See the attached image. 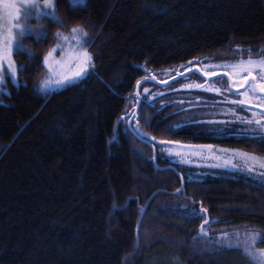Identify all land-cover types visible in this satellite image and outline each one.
I'll return each instance as SVG.
<instances>
[{
  "label": "trees",
  "instance_id": "1",
  "mask_svg": "<svg viewBox=\"0 0 264 264\" xmlns=\"http://www.w3.org/2000/svg\"><path fill=\"white\" fill-rule=\"evenodd\" d=\"M55 2L61 22L37 20L46 37L23 38L17 82L0 89V264H252L200 236L201 217L181 206L205 207L216 226L264 234V182L226 171L189 180L158 145L218 143L264 155L261 136L174 127L172 104L141 102L131 124L123 116L151 70L262 55L264 0ZM74 26L87 33L94 68L42 90L44 58L57 32Z\"/></svg>",
  "mask_w": 264,
  "mask_h": 264
},
{
  "label": "rangeland",
  "instance_id": "2",
  "mask_svg": "<svg viewBox=\"0 0 264 264\" xmlns=\"http://www.w3.org/2000/svg\"><path fill=\"white\" fill-rule=\"evenodd\" d=\"M10 3L20 6L21 0H3L0 3V30H2L0 34L6 36L8 29L13 24L31 26L30 32L23 36L18 31H13V42L22 43L25 36L35 31L39 33L42 26L37 23V20L40 18H36L33 12L31 18H20L13 21L10 15L13 10L8 7ZM39 3L43 4L44 0H39ZM22 16L23 9H21ZM62 34L68 36V40L59 38V41L46 55L48 62L47 64L44 63L47 68V76L44 80L51 79L53 83L45 90L61 87L62 85H56L55 81L77 71L79 64L77 56L82 51L87 50L84 46L85 37L81 38V44H77L71 31ZM16 51L15 48L12 49L11 59L17 66L14 57ZM249 57L261 59L264 58V53L257 57L249 55L245 58L240 54L229 60H214L210 56H199L179 66L151 70L144 79L140 80L139 85H135V89L129 98L130 107L123 118L128 124L136 120L133 115L136 114L135 112L141 102L159 103L161 107L172 104L175 111L180 114L174 122V127L194 123L202 124L208 131H213L222 137L228 135L260 136L254 135V132L264 134V129L256 124L257 120L264 123V116H262L264 99H258V96L264 97V93H259L258 89V96L247 92V85L243 81V76L247 73L230 77L229 74L232 70L229 67H205L206 65H231L238 63L241 59L247 60ZM91 70L92 68H89L87 74ZM0 72L5 73L4 84H6L7 79L17 82L18 66L15 79L8 74L10 70L7 66V60L0 62ZM205 72L211 73V75H205ZM253 75H258V73L254 72ZM81 78L72 79L68 83ZM248 79L251 80V77ZM233 83H236L237 87H233ZM4 84L0 85V89L3 88ZM197 84L204 85V87H196ZM187 85H192V87H187ZM217 88L220 91L211 90ZM144 89H148V91L145 92ZM137 92H139V96L136 95ZM241 101L246 102L241 103ZM137 104H139L138 107ZM158 150L159 154L169 162L181 166L189 180H201L206 175L216 174L219 171L248 176L259 181H261L260 177L264 176V167H261V164L264 163V155L237 147L204 142H160ZM240 153L253 154L259 159L254 161L241 156ZM169 165L173 166V164ZM192 208L206 209L201 205ZM198 215L201 217L198 230L200 236L220 248H235L252 264H260L258 255L253 257L245 253L246 247H251L253 250L264 249L258 246V242L252 245L248 235L252 231L261 233L259 230L248 227L216 226L217 219L212 218L208 210L206 213ZM204 221H208V223L204 224ZM202 225L205 227L206 235L200 232ZM221 233H227V238L222 237Z\"/></svg>",
  "mask_w": 264,
  "mask_h": 264
},
{
  "label": "snow or ice",
  "instance_id": "3",
  "mask_svg": "<svg viewBox=\"0 0 264 264\" xmlns=\"http://www.w3.org/2000/svg\"><path fill=\"white\" fill-rule=\"evenodd\" d=\"M3 0H0V3H2ZM70 3L73 6L76 5H86V0H70ZM10 9L13 10L11 15V20L15 21L17 19L23 18L28 19L31 18L33 12L35 13L36 18H50L56 23H60V19L56 16V2L55 0H44L43 4L39 3V0H21V5L17 6L15 3H10L8 5ZM21 9H23V16L21 17ZM18 31L22 36L29 33L31 30V26H22L19 24H13L7 32V35L4 36L0 34V62H3L7 60V66L10 72L8 73L11 75L13 79H15V75L17 72V66L15 65V62L11 59V51L13 48H15L17 51H23L24 46L19 41H14L13 37V31ZM2 32V30H0ZM71 34L73 38L76 39L77 44H81L82 37L87 36V33L84 31V29L81 26H74L71 29ZM46 34L42 31L37 34V40L41 38H45ZM58 38H63L64 40H68V36L63 35L60 32H57ZM59 46V45H58ZM77 60L79 61L78 64V70L71 73L70 75L62 76L59 80L55 81L56 85H64L68 83L72 79H78L82 76L87 74V70L89 68H94V64L92 62V56L91 53H89L87 50L82 51L77 56ZM44 62L47 64L48 62V56H45ZM205 67H229L231 68V73L229 74L230 77L234 76H240L243 73H247V75L243 76V81L247 85V92H251L253 95H257V89L259 90V93H264V58L261 59H253L249 57L247 60L241 59L238 63L231 64V65H206ZM254 72H257L258 75H253ZM205 75H211V73L205 72ZM5 73L0 72V85H3L5 83L4 80ZM248 77H251V80L248 79ZM144 79V78H141ZM140 80H138L136 83L137 85L140 84ZM53 81L51 79L42 80L40 82V88L42 90L47 89L51 86ZM196 87H204V85L197 84ZM187 87H192V85H187ZM233 87H237L236 83H233ZM213 91H220V89H211ZM145 92L148 91V89H144ZM244 94V93H242ZM137 96H139V92L136 93ZM258 99H264V97L258 96ZM246 101H241V103H245ZM255 115V114H254ZM262 116H264V113H262ZM256 124L259 125L261 129H264V123H261V121L257 120ZM139 128V125L137 123V130ZM254 135H260L261 139L264 140V134L262 133H255ZM164 143V142H161ZM171 143V142H169ZM241 156H244L251 160H257L255 155L249 154V153H240ZM261 167H264V163L261 164ZM261 181L264 182V176L260 177ZM184 207V214L188 217H194L195 215L206 213L207 209L201 208H186ZM208 221H204V224H207ZM200 232L202 234L206 235L205 227L202 225L200 228ZM249 238L251 240L252 245H254L257 242L264 241V234H261L256 231H252L249 234ZM221 236L224 238H227V233H221ZM245 253L249 256H259L260 264H264V249H256L253 250L251 247L245 248Z\"/></svg>",
  "mask_w": 264,
  "mask_h": 264
},
{
  "label": "water",
  "instance_id": "4",
  "mask_svg": "<svg viewBox=\"0 0 264 264\" xmlns=\"http://www.w3.org/2000/svg\"><path fill=\"white\" fill-rule=\"evenodd\" d=\"M138 105H139V104H137V107H138ZM137 107H136V109H137ZM135 113H136V112H135ZM171 167L175 168L174 166H171ZM182 187H183V186H182Z\"/></svg>",
  "mask_w": 264,
  "mask_h": 264
}]
</instances>
